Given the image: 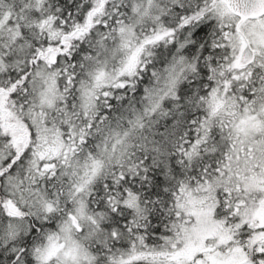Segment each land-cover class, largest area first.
I'll return each instance as SVG.
<instances>
[{"label": "snow or ice", "instance_id": "1", "mask_svg": "<svg viewBox=\"0 0 264 264\" xmlns=\"http://www.w3.org/2000/svg\"><path fill=\"white\" fill-rule=\"evenodd\" d=\"M0 264H264V0H0Z\"/></svg>", "mask_w": 264, "mask_h": 264}]
</instances>
